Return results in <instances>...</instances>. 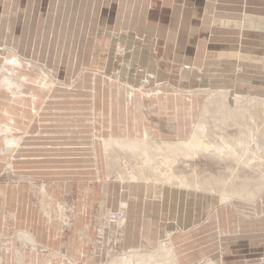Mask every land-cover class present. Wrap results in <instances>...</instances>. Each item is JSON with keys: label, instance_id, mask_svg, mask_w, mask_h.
I'll return each instance as SVG.
<instances>
[{"label": "rangeland", "instance_id": "1", "mask_svg": "<svg viewBox=\"0 0 264 264\" xmlns=\"http://www.w3.org/2000/svg\"><path fill=\"white\" fill-rule=\"evenodd\" d=\"M186 2V7L197 6L196 15L204 12V34L211 25L215 39L221 35L229 41L203 42L197 54L188 36L186 43L166 46L173 0H123L119 6L115 0H0V185L26 184L34 208L52 216L47 222L64 240L77 227L81 212L97 216L105 187L112 190L111 202L123 200L106 210L109 220L123 227L135 179L156 188L159 198L165 188L176 192L178 201L187 200V209L199 217L192 228L168 231L166 213L153 245L124 246L102 264H121L131 254L136 256L132 264H156L165 245L173 249L174 264H264V148L245 157L249 164L222 161L213 150L187 156L158 151L163 143L180 146L188 141L199 122L206 124L212 144L225 138L235 145L248 138L249 128L264 135V0ZM228 22H234L233 29L225 30ZM149 36L157 40L151 55L154 41L144 40ZM166 47L170 55L182 58L166 59ZM13 51L21 66L9 64ZM206 51L210 56L202 59ZM231 53L234 58L227 57ZM177 113L181 123H189L187 130L179 129ZM46 118L61 121L62 131H74L75 144L80 137L86 144L82 155L75 156L78 169L58 173V184L70 188L55 200L48 196L46 182L18 170L19 148ZM67 119L72 123L66 125ZM141 126L149 137H141ZM120 135L139 145L146 141L152 149L135 154L115 147L107 155L105 140ZM253 146L251 151L257 152ZM95 149L98 155L86 154ZM161 157H170L173 174L187 181L165 180L161 174L169 171V164ZM80 160L100 170H82L89 164ZM118 214L121 221L113 218ZM98 221L91 220V225ZM3 225L15 229L8 237L15 234L28 251L50 253L29 232L15 227L9 215ZM153 255L157 259L150 261ZM196 257H203L202 263Z\"/></svg>", "mask_w": 264, "mask_h": 264}, {"label": "crops", "instance_id": "2", "mask_svg": "<svg viewBox=\"0 0 264 264\" xmlns=\"http://www.w3.org/2000/svg\"><path fill=\"white\" fill-rule=\"evenodd\" d=\"M115 1L117 6H119L123 0ZM186 3V0H173V5L169 9L170 21L166 24V27H168L166 33V46L186 43L187 40L184 42L183 38L188 36L191 38L189 42L196 45L197 49L195 53L197 54L199 45L203 42L208 45L215 41L219 42V40H224L225 42L229 41L226 36L222 37L221 35V39H215L214 36L217 32L212 29L211 25L209 27L207 26L208 29L206 34H204V12L196 15L195 9L197 6L189 5V7H186ZM117 18H119V16H117ZM194 19H200L202 22L199 21L194 24ZM184 20L187 21L186 24L181 23ZM233 26L234 22H228L226 23L225 30L229 27L233 29ZM184 27H186L185 30H183ZM156 41L155 39V43ZM167 48L168 47H166V50ZM210 53V51H206L202 59H208ZM170 54L171 52L167 50L166 59L182 58V56ZM233 55L234 54L231 53L227 55V57L232 56L231 58H234L235 56ZM237 58L240 59V57ZM241 58L243 57L241 56ZM92 93H96L95 87ZM159 102L160 107L166 109V103ZM177 115L179 117L180 114H176V121L179 124V129L187 130L185 127H188L189 123H181ZM46 119H48V121L40 122L39 132L28 135L19 148L20 161L18 162V170L32 179H41L46 182L48 184L46 186L47 194L50 199L52 198L55 200L59 199L55 198V196H61L63 193L67 194L70 188L68 184H58V173L62 171L73 172L78 169L75 163V156L82 155L86 144L82 143V137L78 139L81 142L75 144L74 131L72 132L69 128L62 131L63 125L61 124L63 123L61 121H54V118ZM141 121V119H137L138 123H141ZM69 123L72 122L67 119L66 125ZM140 128L144 130L142 126ZM136 129H139V126H137ZM147 136L149 137V132L144 130L141 137L144 138ZM96 139L99 142L101 140L99 137ZM111 140L133 141L134 139H130L128 135H120L111 138L110 141ZM107 143L108 141L105 140V147ZM85 151L86 154L93 153L94 155H98L96 149L91 152H89V150ZM105 152L108 155V152ZM80 162L86 161L80 160ZM86 163H88L89 166L83 167L82 170H100L96 169L94 165H91L90 161ZM82 164L87 165L85 163ZM132 184L134 186H131L130 199L125 205L126 212H123L125 219H127L123 227L114 225V223L109 220L106 213L109 205L119 206L120 203H123V200L116 203L111 202L108 192L112 190L105 187L103 199L101 201L102 206L97 216L89 211L81 212L79 217V221L81 222L79 223L78 221L75 230L73 229L69 232L67 240L61 239L57 229L48 224L47 220H51V215L50 218H47L43 213L41 214L40 211L34 208L26 184L0 185V264H102L107 260L110 253L124 246L128 249L131 247H139L146 243L153 245L156 240L159 239L161 230L160 222L164 217L166 218V213L170 214L168 217L170 220L169 226H167L168 231L171 228L176 230L182 227L181 230H186L195 226V221L198 220L199 217L197 213L187 209V200L184 201V204L178 201L181 195H176V192H169L165 188L159 198L158 196L156 197V188L154 189L153 186L151 187L147 183H142L143 185L141 183H138L139 185L137 183ZM61 190L62 192L60 193ZM5 209L9 210L10 213L7 214ZM180 211H182V214ZM8 215L10 219L14 221L15 227L19 226V230L29 232L39 243L47 247L50 253H40L32 249L28 251L20 244V246L18 245L15 234L13 238L8 237L9 234L15 233V229L3 225ZM91 220L99 221L96 224L92 222L91 225ZM179 220L193 222L181 224ZM84 221L86 222L83 223ZM175 230H172L171 233H174L173 231ZM196 258L200 259V257ZM202 261L203 257L200 259V263H202ZM179 263L182 264L183 262L179 260L178 264Z\"/></svg>", "mask_w": 264, "mask_h": 264}, {"label": "bare ground", "instance_id": "3", "mask_svg": "<svg viewBox=\"0 0 264 264\" xmlns=\"http://www.w3.org/2000/svg\"><path fill=\"white\" fill-rule=\"evenodd\" d=\"M144 40H145V42H149V43H152L154 41V43L149 46V50H148L149 53H150V55H151V53L154 54L153 51H154V46L156 44L155 43V39H153L151 37H146V38H144ZM145 50L146 49H144L142 47L143 53H145L147 51V50L146 51ZM13 53H14L13 55H14L15 58L12 61H10L9 64L21 66V63H20L21 60H20V58L16 55V52L13 51ZM150 58L154 59L153 56H151ZM142 79H144V78H142ZM7 82H10V81H7ZM252 101H254V100H252ZM253 105H255V104L254 103L249 104L248 107L250 108V106H252L251 108H253ZM227 110H228V108H227ZM245 111L247 112V110H245ZM229 114H231V113H229ZM250 118H251V121L254 123V125H257L256 122H255V120H254V118L251 116V114H250ZM249 129H250L249 130L250 133L248 135V138H246L247 140L246 139H243V138L242 139H238L235 145L232 144V143H230V141L226 140L225 138H223L222 141H221V143H219V144L218 143L212 144V142H210V141L208 142L207 141V127H206V124L203 123V122H199L196 125L195 130H194L193 134L191 135V137L189 138L188 141H182L180 143V146H178V145L177 146H173L172 144L163 143V144H165L164 147L162 148V146L160 145L161 148L159 147L160 149L158 151H159V153H164V152L168 153L170 151V153L172 152V154H176L177 152H179V153L181 152L180 154H182V155L184 154L185 156H187V155H190L191 152L193 154H196L197 152L204 153L205 151H211V150H213V151H215V156L218 159H221L222 161L231 158V159H233L234 162H239V163H243V164H249V161H245V157L246 156L248 157V155H250V154L259 155L260 149L261 148H264V135L261 134V132L259 131V129H255V130H252L251 128H249ZM253 145H255V149H257V152H252L251 151V148H252L251 146H253ZM147 146H148V144L146 143V141L143 144L140 143V145H139L137 142H132V141H126V140H114V141H112L111 140L110 142H108L106 144L105 150L107 152H109V151H111L113 149L115 150V147H116V150H118L117 148H119V150L122 149L124 151V149H125V150H130V152L132 151L134 153L135 152L137 153L138 152L137 150H142V148H145ZM149 148H151V147H149ZM149 148L148 149H143V150H147L148 151ZM239 148H242L244 150L242 154L238 151ZM143 152L145 153V151H143ZM112 153H115V152H112ZM145 154H147V153H145ZM148 155H150V154H148ZM253 155H252V157H253ZM168 156H171V155H168ZM165 158H164V160H163L162 157L160 159L163 160V164H165V165L166 164H169L168 165L169 171H166L165 173H162L161 176L165 180L170 181V182L171 181H174V180H179L181 183H185V181H187V180H185L184 178H182V179L181 178H178L177 176H175L173 174L172 169L170 168V166H171L170 165V160H171L170 157H165ZM149 159H150V157H149ZM161 160H160V162H162ZM132 183H138V180L135 179V180L132 181ZM227 197L228 196H225L224 198H227ZM162 252L164 253V255L161 256L160 261H157L156 264H174V260H175L174 257L175 256L173 254V249L170 246H168V245L166 246L165 245L164 246V250H162ZM135 257L136 256H132V254H131V256L124 257L121 260L122 261L121 264H132V260ZM137 258H139V257H137ZM149 258H150V261L157 259V257L154 256V255H153V257L150 256ZM115 263L116 262H113L112 264H115ZM147 263H149V262H147Z\"/></svg>", "mask_w": 264, "mask_h": 264}, {"label": "built area", "instance_id": "4", "mask_svg": "<svg viewBox=\"0 0 264 264\" xmlns=\"http://www.w3.org/2000/svg\"><path fill=\"white\" fill-rule=\"evenodd\" d=\"M115 220H117V221H121L122 220V216L120 215V214H118V215H114V217H113Z\"/></svg>", "mask_w": 264, "mask_h": 264}]
</instances>
